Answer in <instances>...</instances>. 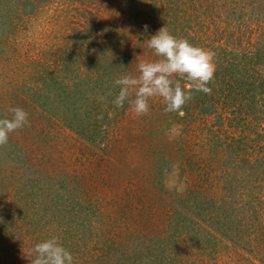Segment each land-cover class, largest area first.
<instances>
[{
	"label": "rangeland",
	"instance_id": "1",
	"mask_svg": "<svg viewBox=\"0 0 264 264\" xmlns=\"http://www.w3.org/2000/svg\"><path fill=\"white\" fill-rule=\"evenodd\" d=\"M126 3L0 0V118L29 113L0 146V264L53 236L73 264H264V0H182L181 38L216 54L183 116L114 105L167 22L124 36Z\"/></svg>",
	"mask_w": 264,
	"mask_h": 264
},
{
	"label": "clouds",
	"instance_id": "2",
	"mask_svg": "<svg viewBox=\"0 0 264 264\" xmlns=\"http://www.w3.org/2000/svg\"><path fill=\"white\" fill-rule=\"evenodd\" d=\"M144 43L156 59L140 60L138 75L126 74L115 80V85L120 87L113 100L116 107L122 108L127 101L131 110L142 116L148 114L150 100L160 98L166 113L183 116L182 109L192 99L194 91L211 93L209 84L216 71L214 51L177 38L166 26ZM9 111L10 117L0 118V146L8 143L11 133L29 125V113L25 109L12 107ZM32 252L30 264H73L74 261L72 253L55 236L36 243Z\"/></svg>",
	"mask_w": 264,
	"mask_h": 264
},
{
	"label": "trees",
	"instance_id": "3",
	"mask_svg": "<svg viewBox=\"0 0 264 264\" xmlns=\"http://www.w3.org/2000/svg\"><path fill=\"white\" fill-rule=\"evenodd\" d=\"M137 2H138V0H127V3H126L127 7H126L125 16H124L125 20H124V22H122L123 27H124L122 33L124 36H126L128 34V35H132L133 39H135V40L137 39V34H136L137 29H136V22H135V20L138 19V18H136L137 13L139 11H143L144 9L147 11L148 8H152L153 10H156V12H157V14H155L156 18L160 17L163 20L167 21L165 24H163L161 26V28L166 26L167 29L169 30V32L172 35L176 36L177 38H181V33H182L181 31H185V33L188 34L187 23L194 20V17H193V15H184V17H182L180 15L178 16L179 11H177V10H178L179 5L182 2V0H140L141 3L139 5L137 4ZM172 5H173V8H171L169 10H170V12H171V10H173L175 16H170L171 19H169V17L166 16V14L169 13V12H167L168 10H166V8H168L169 6H172ZM175 5H176V8H174ZM139 7H142V8H139ZM81 24H84V21H83V23H80L78 26L73 27V31H80V30H78V27ZM81 27L87 29V26H85V24H84V26H81ZM159 27L160 26L158 25V29H160ZM107 30H109V29H107ZM123 45H125V44L123 43ZM94 47H96V46H94ZM134 47H135V45L132 46V48L126 46L125 49L130 50V51L132 50V52H133ZM102 51H103V44H102ZM130 51H129V53H130ZM90 137L87 136V138H90ZM104 140H101V143L96 144L97 140L95 139V144L101 148ZM105 143H106V140H105ZM64 218L65 217L62 215H61V218H58L59 223L61 225H62V221H64Z\"/></svg>",
	"mask_w": 264,
	"mask_h": 264
}]
</instances>
